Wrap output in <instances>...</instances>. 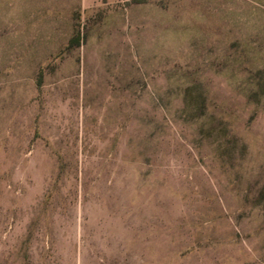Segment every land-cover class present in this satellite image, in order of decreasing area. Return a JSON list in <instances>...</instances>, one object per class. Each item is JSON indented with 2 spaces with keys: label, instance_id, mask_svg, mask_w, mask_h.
Wrapping results in <instances>:
<instances>
[{
  "label": "rangeland",
  "instance_id": "374dc122",
  "mask_svg": "<svg viewBox=\"0 0 264 264\" xmlns=\"http://www.w3.org/2000/svg\"><path fill=\"white\" fill-rule=\"evenodd\" d=\"M0 264H264V0H0Z\"/></svg>",
  "mask_w": 264,
  "mask_h": 264
},
{
  "label": "trees",
  "instance_id": "16d2710c",
  "mask_svg": "<svg viewBox=\"0 0 264 264\" xmlns=\"http://www.w3.org/2000/svg\"><path fill=\"white\" fill-rule=\"evenodd\" d=\"M133 1V0H132ZM134 1H140V0H134ZM141 1H143V0H141ZM187 91H189V90H187Z\"/></svg>",
  "mask_w": 264,
  "mask_h": 264
}]
</instances>
